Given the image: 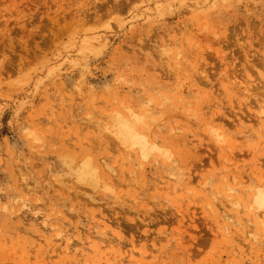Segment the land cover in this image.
<instances>
[{"label": "rangeland", "instance_id": "1", "mask_svg": "<svg viewBox=\"0 0 264 264\" xmlns=\"http://www.w3.org/2000/svg\"><path fill=\"white\" fill-rule=\"evenodd\" d=\"M264 0H0V264H264Z\"/></svg>", "mask_w": 264, "mask_h": 264}, {"label": "bare ground", "instance_id": "2", "mask_svg": "<svg viewBox=\"0 0 264 264\" xmlns=\"http://www.w3.org/2000/svg\"><path fill=\"white\" fill-rule=\"evenodd\" d=\"M258 205H263L264 204V197L263 196H260L258 197V200L256 202Z\"/></svg>", "mask_w": 264, "mask_h": 264}]
</instances>
